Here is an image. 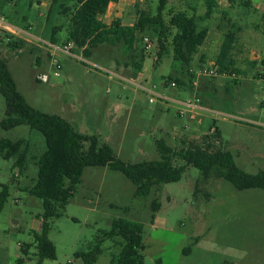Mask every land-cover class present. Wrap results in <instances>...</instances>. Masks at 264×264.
<instances>
[{"label": "rangeland", "instance_id": "1", "mask_svg": "<svg viewBox=\"0 0 264 264\" xmlns=\"http://www.w3.org/2000/svg\"><path fill=\"white\" fill-rule=\"evenodd\" d=\"M247 2L248 9L243 7ZM159 4L160 0H120L100 19L105 24L121 19L125 25H133L141 11L156 14ZM192 8L199 18L206 13L204 0H170L167 6L190 14ZM263 15V0H220L212 17L200 21L209 28V37L194 56V76H190L174 67L172 56L157 64L154 42L150 49L138 43L135 53H127L123 44H102L92 49L91 57H84L82 50L74 47L73 53L84 61L63 53L52 57L39 40L50 42L53 29L61 27L56 39L59 45L65 44L69 17L60 14L52 0H0V21L17 33L0 26V54L32 107L66 119L84 135L97 137L126 163L160 160L156 141L177 149L181 139H198L215 126L221 133V148L233 154L242 170L257 174L264 171ZM231 30L238 33L234 52L238 72L202 74L214 69L225 35ZM7 35L23 42L22 48L9 47ZM54 58L62 66L59 77L54 75ZM134 62H141L142 68L137 69ZM40 74H48L49 82L39 81ZM169 76L181 78L184 85L167 86ZM194 82L198 87L192 89ZM195 96L204 110L190 118L181 117V106L169 101ZM5 112L6 101L0 93V142L23 141V150H27L24 170L14 166L15 158L0 156V192L3 186L9 187L0 212V264H18L20 247L34 244V234L42 231L43 202L25 189L37 181V162L46 142L39 131L27 125L3 130ZM175 164L185 165L182 161ZM135 189L129 179L109 167L86 168L63 216L50 222L49 239L57 255L43 264H76V253L109 232L118 219L143 226L146 264H264V191H239L226 179L204 182L202 172L194 167H188L179 182L155 187L146 197H135ZM154 200L160 204L158 212H153ZM102 250L96 264H111L121 248L106 240ZM36 252L32 247V259L23 257L24 264H36Z\"/></svg>", "mask_w": 264, "mask_h": 264}, {"label": "trees", "instance_id": "2", "mask_svg": "<svg viewBox=\"0 0 264 264\" xmlns=\"http://www.w3.org/2000/svg\"><path fill=\"white\" fill-rule=\"evenodd\" d=\"M169 1L160 0L156 14L141 11L133 25H125L121 19L105 24L100 19L112 3H119L120 0H52V6H56L60 14L69 17L65 43H72L76 50H82L84 57H91L92 49L102 44L114 47L123 44L127 53H135L138 43L143 42L142 38L149 36L158 49L157 64L172 56L174 67L194 76V56L207 42L210 31L208 27L200 25V21L212 17L220 7V0H204L206 13L200 18L197 17L195 8L191 9L192 14L188 11L168 10ZM243 7L248 9L251 6L247 2ZM61 30V27L53 29L51 43L58 44L56 35ZM7 38L9 47L22 48L23 42L13 41V37L9 35ZM237 40V31L231 30L225 35L215 64L219 73L238 72L235 70L234 59ZM201 63H204V60L201 59ZM134 65L139 70L142 68L141 62H134ZM165 81L167 86L173 82L177 84V88L184 85V81L178 77L169 76ZM0 93L6 101L5 118L1 122V128L9 131L27 125L32 130L39 131L46 142V150L37 162V181L25 189L43 202L42 231L40 234H34V244H24L20 247L22 257L18 264H24L23 257L32 259V247L37 250L34 254L37 258L36 264L56 259V247L49 239L50 222L63 216L66 206L82 183L85 169L89 167H109L120 172L135 185L134 195L137 198L150 195L155 187L158 189L163 184L179 182L188 167L200 170L204 182L211 178L226 179L239 191H264V171L250 174L238 167L233 154L221 148V133L215 126L214 133L210 131L198 139H181V145L177 149L163 140H158L156 147L161 156L160 160L129 164L120 160L110 146L100 144L97 137L84 135L66 119L32 107L19 92L8 63L1 54ZM23 145V141L1 140L0 156L5 160L15 158L14 166L24 170L27 150H23ZM175 161H182L185 165L178 166ZM8 196L9 187L3 186L0 192V212ZM152 209L153 212L159 211L160 204L157 200L152 202ZM142 235L143 226L140 223L118 219L114 221L109 232L98 236L86 250L76 253L74 263L96 264L103 252L102 244L110 240L121 248L119 254L112 256L111 264H146L142 255ZM190 250V247L186 249L187 252Z\"/></svg>", "mask_w": 264, "mask_h": 264}, {"label": "built area", "instance_id": "3", "mask_svg": "<svg viewBox=\"0 0 264 264\" xmlns=\"http://www.w3.org/2000/svg\"><path fill=\"white\" fill-rule=\"evenodd\" d=\"M0 26L6 32L17 34L16 31L12 27L8 26L7 24H5L2 21H0ZM142 40L148 49L152 48L153 42L151 41V39L149 37L144 36L142 38ZM39 41L42 42L45 46H47L51 50V56L52 57H56L57 53H63V54L70 55L73 58H76L80 61H84L83 59L79 58L78 56H76V54L73 53L74 52L73 51L74 45L72 43H65L63 45H59V44H53L51 42H46L43 40H39ZM54 63H55V69H56L54 75L56 77H59L62 66H61L60 62L57 61L55 58H54ZM201 73L204 75H208V76H215V75L219 74V70H218V67L216 65H214V69H209V70L205 69ZM38 80L41 81L42 83H48L50 80V77L48 74H40V75H38ZM170 86L172 88H177V84L174 82L171 83ZM137 87L140 90L145 91V92L150 93V94H153L158 98H164L163 96L153 92L149 88H145L142 85H137ZM196 87H198V82L193 83V89H195ZM154 88H155V86H154ZM169 101L175 102L181 106V108L178 111V113L181 117H189L190 118L194 115H197L196 113H198L199 111L204 110L202 103H201V100L198 98V96H195L193 99H188V100H184V101H176V100H169ZM150 102H154V99L151 98ZM214 132H215V128H213L211 130V133H214Z\"/></svg>", "mask_w": 264, "mask_h": 264}, {"label": "crops", "instance_id": "4", "mask_svg": "<svg viewBox=\"0 0 264 264\" xmlns=\"http://www.w3.org/2000/svg\"><path fill=\"white\" fill-rule=\"evenodd\" d=\"M111 5H113V3H112ZM111 5H110V6H111ZM207 40H208V39H207ZM201 59L204 60V57H202ZM217 129H218V128H217ZM218 130H219V129H218Z\"/></svg>", "mask_w": 264, "mask_h": 264}]
</instances>
